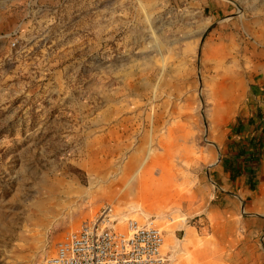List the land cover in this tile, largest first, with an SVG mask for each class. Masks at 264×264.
I'll return each mask as SVG.
<instances>
[{
  "label": "rangeland",
  "instance_id": "1",
  "mask_svg": "<svg viewBox=\"0 0 264 264\" xmlns=\"http://www.w3.org/2000/svg\"><path fill=\"white\" fill-rule=\"evenodd\" d=\"M106 205L164 264H264V0H0V264Z\"/></svg>",
  "mask_w": 264,
  "mask_h": 264
},
{
  "label": "built area",
  "instance_id": "2",
  "mask_svg": "<svg viewBox=\"0 0 264 264\" xmlns=\"http://www.w3.org/2000/svg\"><path fill=\"white\" fill-rule=\"evenodd\" d=\"M110 205L77 230L63 235L51 264H164L162 231L152 221L118 227Z\"/></svg>",
  "mask_w": 264,
  "mask_h": 264
},
{
  "label": "crops",
  "instance_id": "3",
  "mask_svg": "<svg viewBox=\"0 0 264 264\" xmlns=\"http://www.w3.org/2000/svg\"><path fill=\"white\" fill-rule=\"evenodd\" d=\"M224 99L225 98H223L221 100H224ZM221 100H219V101H221ZM232 102L234 103L233 99H232ZM217 103H219V102H217ZM217 117L218 118H222L223 117V118L228 119V115H226V116L221 115V116H217ZM213 171H214V174L213 175H215L218 178V182L219 183H222L223 185H227V183L229 182V185L231 186L232 184H234L233 186L235 188V194L233 196H231V197H222V196H220L218 198H242V195H243L242 193H243L244 189L242 187V181L241 180H238L235 176H234L235 179H233V180L230 179V174L222 166H220V165L219 166H216L213 169ZM85 222H87V221H85ZM201 230L202 229H199V231H197L195 229L196 236L198 238H199V236H201V239L200 240H196L195 238L194 239H191L192 238L191 237V233L193 231H192V227H188L187 234H185V236L187 237L186 246H190V245L195 246V245H197L196 247H198V248L204 247L203 246V243H204L203 233H202ZM167 237H168V240L171 241L170 244H169L170 249L167 250V251H169L168 253H170L169 256H167V258L170 259L174 255V252H175L174 251V248H175V246L172 243V233H171V237H169L168 235H167ZM163 246H164V244H163ZM165 249H166V245L164 246V250ZM192 254L193 255H190L189 256L188 264H190V263L194 264V262L199 263L201 260H203V256H202V254L200 252L192 253ZM183 264H185V263H183Z\"/></svg>",
  "mask_w": 264,
  "mask_h": 264
},
{
  "label": "bare ground",
  "instance_id": "4",
  "mask_svg": "<svg viewBox=\"0 0 264 264\" xmlns=\"http://www.w3.org/2000/svg\"><path fill=\"white\" fill-rule=\"evenodd\" d=\"M226 58H227V57H226ZM230 61H231V60H230ZM223 62H224V61H223ZM116 219H117V218H116ZM166 232H167V233H170L169 230H166ZM164 246H165V244H164ZM164 246H163V249H164Z\"/></svg>",
  "mask_w": 264,
  "mask_h": 264
}]
</instances>
